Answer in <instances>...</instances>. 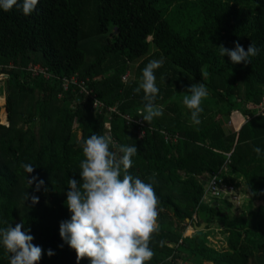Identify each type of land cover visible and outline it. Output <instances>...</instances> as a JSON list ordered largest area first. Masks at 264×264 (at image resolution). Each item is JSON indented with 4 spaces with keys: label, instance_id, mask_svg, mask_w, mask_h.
Wrapping results in <instances>:
<instances>
[{
    "label": "trees",
    "instance_id": "obj_1",
    "mask_svg": "<svg viewBox=\"0 0 264 264\" xmlns=\"http://www.w3.org/2000/svg\"><path fill=\"white\" fill-rule=\"evenodd\" d=\"M233 41L245 50L254 42L259 53L250 64H233L218 49L233 48ZM89 43H96L97 54ZM152 46L171 77L187 85V74L215 91L214 112H238L248 120L230 134L211 122L187 129L128 123L124 116L137 120L134 103L144 101L143 92L135 93L136 85L123 77L130 63L144 58L139 68L147 65ZM107 58L121 63L105 70ZM164 64L154 70L158 81ZM30 67L50 77L34 76ZM74 76L89 94L74 84L63 89V80ZM158 88L156 104L173 92L170 85ZM0 90L7 112V124L0 118V228L23 222L43 250L38 264H88L86 258L77 262L61 239L59 222L71 215L65 203L69 178L81 179L78 141L105 131L114 144L137 146L133 176L151 183L156 174L158 231L150 240L154 255L145 264H264V113L246 106L264 102V0H39L28 16L16 7L0 9ZM21 163L32 164L34 172L26 173ZM217 172L233 187L245 181L250 201L263 200L262 205L229 220L217 199L203 200L197 180ZM33 175L47 191H34L35 182L27 181ZM26 193L38 202L25 199ZM215 220L225 234L220 247L207 239ZM199 223L204 228L194 231ZM185 227L192 234L182 237ZM7 255L0 244V264H9Z\"/></svg>",
    "mask_w": 264,
    "mask_h": 264
},
{
    "label": "clouds",
    "instance_id": "obj_2",
    "mask_svg": "<svg viewBox=\"0 0 264 264\" xmlns=\"http://www.w3.org/2000/svg\"><path fill=\"white\" fill-rule=\"evenodd\" d=\"M38 3L39 0H0V9L8 12L16 7L28 16ZM233 44L231 49L223 44L218 46L219 55H227L233 64H250V57L259 53L254 42L249 43L246 50L237 41ZM161 66V61H150L142 70L138 87L133 89L135 93L143 90L144 104L137 109V116L147 123L163 114L162 108L155 104L159 88L154 70ZM186 92L190 95H185L182 103L190 110L191 123L199 125L204 110L202 100L208 97L209 91L204 83L198 82L188 86ZM78 143L84 156L79 163L81 179L68 180L65 203L71 215L59 222L61 239L75 251L77 262L86 258L88 264H145L154 255L150 240L158 231V197L153 188L156 174L149 177L151 183H145L130 173L132 158L138 152L135 144H114L110 135L96 133ZM253 151L258 156L261 154L259 147ZM20 166L26 173L34 172L32 164L21 163ZM27 181L29 185L35 182L34 191L41 188L47 191L44 180L37 176ZM29 198L32 204L39 200L26 193L25 199ZM29 232L23 222L0 228V244L8 254L9 264H38L41 260L43 250L32 243L34 237ZM47 254L54 253L49 249Z\"/></svg>",
    "mask_w": 264,
    "mask_h": 264
},
{
    "label": "rangeland",
    "instance_id": "obj_3",
    "mask_svg": "<svg viewBox=\"0 0 264 264\" xmlns=\"http://www.w3.org/2000/svg\"><path fill=\"white\" fill-rule=\"evenodd\" d=\"M96 43H89V48L92 47V50L89 49L92 55L97 54V46H95ZM93 45V46H91ZM87 49V48H86ZM149 62L153 60H158L161 61L162 64H164V59L160 56V53L156 52V49L152 46L150 48V52L147 56ZM139 59L133 63H130L128 65V70L126 74L123 77V80L125 83L133 82L134 85H136L134 88L138 87V84L140 82V77L142 75V70L146 66L144 65L142 68H139L140 62L143 60ZM148 62V63H149ZM121 63L120 60L114 61L113 59H108L106 60L105 64V70L112 69L116 64ZM147 63V64H148ZM162 68V67H160ZM177 69V68H176ZM157 70V69H156ZM162 70V69H161ZM180 72V71H179ZM172 74V71L170 69H167L163 67L162 74L160 76V80L158 81L156 75V86L158 87L159 84H163L164 87L167 88L168 85L172 87L173 92L170 94V98H163L162 102L160 103H155L156 105L160 106L162 108L163 114L160 117L154 118L150 123L154 121V123H158L163 127H174V128H190L192 126L191 120H190V110L186 108V106L183 105V97L185 95H190L189 93L186 92V88L190 86L193 83H198L201 81L197 80H190L189 76L185 74V81L188 83L187 85H183V81L177 80L178 78L171 77L170 75ZM163 76H166V79L163 80ZM159 82V83H158ZM209 91V95L207 98L202 100L201 106L203 107V112L200 114V119H201V124H206L208 122L213 123L216 128L221 129L224 134H230L232 132L238 131L240 128V125H242L245 121L248 120V117L242 115L241 113L234 112L231 113L229 116L219 113V112H214L212 109L216 108V103L212 99L214 98L215 91H212V89L207 88ZM140 92H143L141 90ZM160 100V99H159ZM221 102L220 100H216ZM0 105H1V110H0V118L1 122L4 124H7V112L5 108V95H4V90H0ZM220 105V104H219ZM252 103H247L246 106L248 107L249 110H254V111H259L264 113V102H261L257 107L254 105L252 106ZM215 106V107H214ZM143 105H138L137 102L134 103V108H141ZM214 107V108H213ZM135 118L137 116V111L135 110ZM141 118V117H139ZM106 130V129H105ZM105 135H108V132L105 131ZM207 174L203 173L200 176L197 177V180L201 185H204L207 179ZM240 183V184H239ZM238 187H235L238 189L237 193L235 195L239 196L237 197V201H229L228 196L222 195L220 198H216L220 207L224 208L228 219L235 221L240 218L242 215H246L248 211L250 210H255L259 205H262L263 200H254L250 201V196L247 194V188L245 186V181H240L238 182ZM205 197L203 200L205 202L206 199H210V196L208 194H204ZM25 202V201H24ZM182 237L184 236H189L192 234V229L189 227H185V229L181 232ZM207 239L209 240L210 244L215 245L216 247H220L224 245L225 241V234L223 233V226L222 222L219 220H215L211 226L209 227V230H207ZM185 264H188V262H185Z\"/></svg>",
    "mask_w": 264,
    "mask_h": 264
},
{
    "label": "built area",
    "instance_id": "obj_4",
    "mask_svg": "<svg viewBox=\"0 0 264 264\" xmlns=\"http://www.w3.org/2000/svg\"><path fill=\"white\" fill-rule=\"evenodd\" d=\"M27 70H29V72L34 76L41 74L45 78L50 77V75L43 68H40V67H30ZM70 84L77 85L80 88L79 92H82L83 90L85 91V88H84L85 85L83 83H78L75 76L71 77L70 79H64L63 80V83H62L63 89H67ZM85 92H87V91H85ZM86 94H89V92H87ZM93 97H92L93 107L97 108L98 110H101V108L104 106L100 102H98L96 100V98H93ZM107 111L108 112H114L115 108L114 107L107 108ZM124 119L128 123L129 122H135V121L139 124L142 123V119L139 117L136 120V119H133L131 116L125 115ZM104 127L106 130L109 129V122L108 121L104 122ZM218 174L219 173L217 172L216 174H212V175L207 176L205 184L202 185L204 194L205 193L208 194L210 196V199H216L219 197L221 198L222 195H226V196H228L229 201H232V200L237 201V197H239V196L235 195V193H237L238 189L233 187L232 183L224 182L221 178L218 177Z\"/></svg>",
    "mask_w": 264,
    "mask_h": 264
},
{
    "label": "water",
    "instance_id": "obj_5",
    "mask_svg": "<svg viewBox=\"0 0 264 264\" xmlns=\"http://www.w3.org/2000/svg\"><path fill=\"white\" fill-rule=\"evenodd\" d=\"M205 226V223H199L198 226H193L194 231H201Z\"/></svg>",
    "mask_w": 264,
    "mask_h": 264
},
{
    "label": "crops",
    "instance_id": "obj_6",
    "mask_svg": "<svg viewBox=\"0 0 264 264\" xmlns=\"http://www.w3.org/2000/svg\"><path fill=\"white\" fill-rule=\"evenodd\" d=\"M233 113H234V112H233ZM242 125H243V124H242ZM242 125H240V127H241ZM240 127H239V128H240ZM190 229H191V228H190Z\"/></svg>",
    "mask_w": 264,
    "mask_h": 264
}]
</instances>
